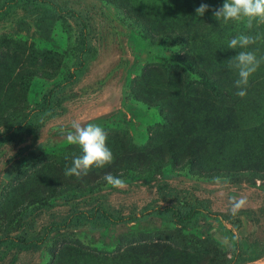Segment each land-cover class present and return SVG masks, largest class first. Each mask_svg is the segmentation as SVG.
I'll return each instance as SVG.
<instances>
[{
  "label": "rangeland",
  "instance_id": "rangeland-1",
  "mask_svg": "<svg viewBox=\"0 0 264 264\" xmlns=\"http://www.w3.org/2000/svg\"><path fill=\"white\" fill-rule=\"evenodd\" d=\"M57 1L88 14L94 53L46 113L0 140V238L42 235L72 206L128 219L80 218L37 247L1 243L0 264H227L237 241V264H264V62L244 98L226 64L264 45V24L215 20L225 0ZM201 3L209 11L198 17ZM240 34L255 43L229 49ZM78 44L72 20L44 6L0 12V135L63 80ZM212 80L234 99L213 107ZM73 121L104 128L110 165L65 175L82 155L60 131ZM106 174L126 186L107 185ZM233 198L243 207L234 211ZM166 205L201 210L185 224L160 210L139 217Z\"/></svg>",
  "mask_w": 264,
  "mask_h": 264
},
{
  "label": "trees",
  "instance_id": "trees-1",
  "mask_svg": "<svg viewBox=\"0 0 264 264\" xmlns=\"http://www.w3.org/2000/svg\"><path fill=\"white\" fill-rule=\"evenodd\" d=\"M20 1H24L30 7L32 4H38L46 7V14L50 17H60V18H68L72 20L75 29L78 33V53L76 57V61L72 69L69 70L66 76L63 78L61 82L56 84V86L51 89L41 101V104L31 110L26 116L23 117L18 124L12 125L4 130V132L0 135V140L4 139L13 132L26 126L31 120V117L37 115H43L49 110L52 97L57 92L65 89L73 83L80 72L83 71L84 67L87 66L88 58L94 53V45L91 43V26H90V18L87 13H83L81 10H77L68 5L59 4L57 0H2L0 4V12L5 10L9 6L18 5ZM264 32V25H263ZM264 45H260L258 43L257 46H253L252 51L255 52L257 58H262L260 52H264ZM221 85L210 82L209 84V94L212 102V106L215 107L217 104L224 101V99L233 98L234 94L229 90L228 92H222L220 89ZM223 100V101H222ZM154 210H160L171 214V219L177 224H185L189 222L195 215L200 212L201 209L198 207H190L187 212H182L179 208L171 205L161 206L152 210L146 211V213L140 215L139 217H143L151 214ZM210 216L215 217L212 213H209ZM103 218L108 223L117 225L119 223L125 222L128 218H118L115 214L109 213L103 206H95L93 208L88 209H80L79 207L72 206L69 213L64 216H59L58 221H53L44 229L42 235H37L35 237H30L25 232L21 231L14 235H8L3 238H0V244L4 242L15 243L18 245H22L23 247L30 246H41L47 240L48 236L61 229H66L71 226L72 223L79 220L80 218H84L86 220H95L96 218ZM137 217V216H136ZM239 243H236V251L233 253V256L230 262L227 264H237L242 262L240 252L239 251Z\"/></svg>",
  "mask_w": 264,
  "mask_h": 264
},
{
  "label": "clouds",
  "instance_id": "clouds-1",
  "mask_svg": "<svg viewBox=\"0 0 264 264\" xmlns=\"http://www.w3.org/2000/svg\"><path fill=\"white\" fill-rule=\"evenodd\" d=\"M209 11V5L201 3L195 8L198 17H203ZM213 18L217 21L228 23L230 21H246L248 29L253 27V23L264 24V0H225L222 6L212 9ZM255 43L252 36L240 34L228 41V48L231 50L248 49ZM237 55L226 60L227 67L235 70L238 78L234 82L237 89L236 95L240 98L247 96V87L250 77L258 70L264 58L258 59L254 51H237ZM66 141L71 145H76L82 155H74L72 166L65 169L68 177L88 175L90 170L95 168H105L113 161V154L107 146V134L100 125L89 123L82 125L78 121L71 123L70 129H61ZM104 180L107 185L113 188H123L125 181L117 176L106 174ZM219 183V178H216ZM233 210L243 207V198H233Z\"/></svg>",
  "mask_w": 264,
  "mask_h": 264
}]
</instances>
